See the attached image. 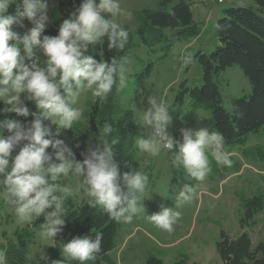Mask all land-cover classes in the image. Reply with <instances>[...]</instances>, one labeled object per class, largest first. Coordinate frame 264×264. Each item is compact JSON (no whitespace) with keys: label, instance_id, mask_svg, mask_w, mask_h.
Wrapping results in <instances>:
<instances>
[{"label":"clouds","instance_id":"9594fccd","mask_svg":"<svg viewBox=\"0 0 264 264\" xmlns=\"http://www.w3.org/2000/svg\"><path fill=\"white\" fill-rule=\"evenodd\" d=\"M14 3L15 10L9 12ZM48 6L49 0H0V115L32 117L27 123L0 120V194L13 207L18 222H33L43 216L40 238L53 245L66 224L67 199L81 192L90 198L91 207H102L117 222L131 223L135 215L143 213L158 229L172 232L182 216L179 209L193 200L211 171L209 154L218 165L232 166L223 135L208 127L184 129L182 141H177L168 131L172 116L167 103L154 93L146 97L147 107L139 110L137 148L152 156L162 150L173 152L174 166L182 167L198 182L180 187L174 207L162 203L159 212L146 214L143 202L149 177L139 169L120 172L113 159L118 140H109L114 131L110 123L103 124L99 144L82 153V160L65 139L54 138L84 119L83 110L77 107L82 93L90 91L92 97L105 100L114 87L117 91L125 87L131 71L126 58L109 62L88 52L90 45L103 46L105 39L109 50L124 49L129 33L117 17L131 14L122 8L121 0H81L60 24L58 35L49 36L42 35L49 21ZM25 20L32 27L22 33L15 31L14 26L24 28ZM190 59V54L183 57V64ZM45 121L55 125V134ZM69 176L78 182L76 187L63 183ZM102 239V234H96L61 242L62 259L51 264L93 262L101 253ZM35 258L38 264H49L44 247ZM0 264H7L4 249H0Z\"/></svg>","mask_w":264,"mask_h":264},{"label":"rangeland","instance_id":"374dc122","mask_svg":"<svg viewBox=\"0 0 264 264\" xmlns=\"http://www.w3.org/2000/svg\"><path fill=\"white\" fill-rule=\"evenodd\" d=\"M159 1L121 0L122 8L131 14L117 17V22L131 31V38L126 44L129 55L122 57L129 61L131 71L125 87L120 91L114 89L113 110L109 115L112 121H103L100 116L97 118L98 135L105 122L113 124L114 131L109 140L120 139L123 160L148 175V193L143 202L148 215L159 212L162 203L174 207L180 187L185 183L197 185L198 182L188 177L182 167L177 169L174 166L173 152L162 150L158 156H152L139 151L135 142L141 133L139 110L147 107L146 97L154 93L169 107L172 125L168 131L175 140L182 141L184 129L208 127L213 130L207 111L194 109L188 95L181 103H176V95L181 84L189 90L202 85L197 55L207 56L215 50L218 44L216 23L224 16V11L230 8L257 9L252 0H187L195 23V26L189 27L190 32L197 29L198 34H176L178 30L166 29L162 31L159 41H153L151 47H147L136 34L138 16L143 10H157ZM177 1L174 0L172 5ZM56 6L57 2L52 0L46 28L52 27L60 19ZM88 54L99 60L102 58L101 46L90 45ZM189 54V63L183 64L182 58ZM37 55L44 59L39 50ZM148 65L150 68H147ZM217 85L221 105L229 114L233 112V100L242 97L248 99L251 93L248 79L236 65L227 67L219 74ZM96 101L97 98L92 97L90 91L82 93L77 107L83 110L84 119L72 128L76 136L86 138L87 146L96 138L90 130ZM101 110L106 111L104 107ZM119 120H125L122 129L125 128L126 135L123 131L120 134L117 132L116 123ZM173 150L177 151L175 147ZM225 150L231 153L232 166L218 165L209 154L211 171L203 181V187H197L193 200L179 209L182 216L172 232L158 229L143 213L135 215L131 223L118 222L113 249L108 253L109 264H145L148 257L161 264H222L216 248L222 235L235 240L246 233L252 249L264 242V125L258 133L249 134L243 144L225 146ZM63 183L76 187L78 182L69 176ZM254 197L261 198L262 210L252 218L250 225L242 227L240 221L244 219L245 204ZM89 199L86 193L81 192L67 199L66 208L76 209L88 203ZM38 220L42 224L43 216ZM34 223L18 222L13 207L0 194V249L6 250L9 244H15V234L29 229L34 231V236L27 244L28 258L38 263L35 257L42 247L49 257L50 252L59 246L42 240V229H35Z\"/></svg>","mask_w":264,"mask_h":264},{"label":"trees","instance_id":"16d2710c","mask_svg":"<svg viewBox=\"0 0 264 264\" xmlns=\"http://www.w3.org/2000/svg\"><path fill=\"white\" fill-rule=\"evenodd\" d=\"M49 0L48 12L51 9ZM57 10L60 13V19L55 21L52 27L46 28L42 35H58V24L67 19L73 10L79 6L81 0H55ZM160 0L157 10H143L139 13V25L136 34L141 43L151 47L152 42L159 41L162 31L170 29L178 30L176 34H188L194 36L198 30L190 32L192 21L190 4L187 0ZM256 10L250 8H230L224 11V16L216 23L215 33L218 44L215 50L209 55L198 54L197 59L201 67L202 85L199 88L189 90L180 85L175 102L181 103L186 95L191 98V106L202 108L209 113L214 131H219L225 141V146H234L243 144L248 135L258 133L264 125V0H252ZM172 5V6H171ZM16 4H12L9 12L14 11ZM24 28L14 26L15 31L23 32L32 27L31 23L25 20ZM129 33L131 31L124 28ZM38 51V50H37ZM102 58L106 61L111 58L121 59L129 55L127 45L122 50L108 49L107 39L101 46ZM238 66L244 76L248 79L251 86L250 96L242 97L232 101L233 112L229 114L221 105V96L217 85V77L227 67ZM147 68H150L148 65ZM146 70V69H145ZM110 93L107 99L97 98L95 107L90 119V130L95 135V139L87 146L86 138L76 136L73 130H61V133L54 138L65 139L76 155L78 160H82V155L87 153L89 148H95L99 144L97 118L103 121L111 122L109 115L113 110L112 101H114V91ZM31 111H36L34 105L29 102ZM112 106V107H111ZM0 107H3L0 104ZM101 107L106 111L102 112ZM112 109V110H111ZM17 119L22 122L31 121L32 117H16L15 114L0 115L1 119ZM125 120H119L116 123L117 132L126 135L125 128L122 129ZM55 134V125L45 121ZM113 126V124H112ZM7 135V133H5ZM98 137V138H97ZM120 140V139H119ZM114 145V161L119 165L121 173L137 170L136 167L123 160L121 143ZM19 149L17 148L16 151ZM51 152V149H49ZM16 152L14 151L13 155ZM260 197H254L245 204V215L243 221H240L242 227L250 225L252 218L262 210ZM66 224L62 233L56 237V243H67L74 237L89 236L94 238L96 234H102L101 253L97 259L88 264H109L108 253L113 249V241L117 232L118 222L112 219L109 214L100 206L91 207L85 203L80 207L66 208ZM254 223L252 222L251 225ZM35 229H40V220L34 223ZM34 231L24 230L16 233V243L9 244L6 248L7 264H38L28 258L27 244L32 240ZM217 252L221 258L222 264H264V242L259 243L254 249L251 248V242L246 233L241 234L237 239L231 240L222 235L221 240L216 244ZM62 259L59 248L50 252L49 264L53 260ZM70 264H79L78 261H71ZM145 264H161L153 257H148Z\"/></svg>","mask_w":264,"mask_h":264}]
</instances>
